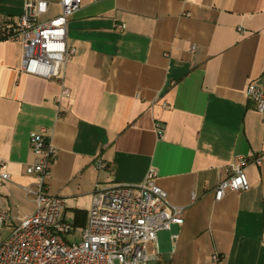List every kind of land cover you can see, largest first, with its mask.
Segmentation results:
<instances>
[{"label": "crops", "instance_id": "0c3cea01", "mask_svg": "<svg viewBox=\"0 0 264 264\" xmlns=\"http://www.w3.org/2000/svg\"><path fill=\"white\" fill-rule=\"evenodd\" d=\"M24 1L0 0V160L10 178L1 230L34 210L22 187L34 182L29 135L44 127L57 150L48 192L65 200L74 241L96 186L137 184L153 167L184 210L158 232L152 264H264V160L245 167L247 190L214 199L237 155L264 154V115L245 94L248 83L264 92V0H81L66 27L75 52L59 105L58 81L21 72V44L3 36ZM46 1L42 21L60 12ZM96 157L109 167L96 169Z\"/></svg>", "mask_w": 264, "mask_h": 264}, {"label": "built area", "instance_id": "2783aa9c", "mask_svg": "<svg viewBox=\"0 0 264 264\" xmlns=\"http://www.w3.org/2000/svg\"><path fill=\"white\" fill-rule=\"evenodd\" d=\"M59 6L57 15L42 21L40 17L48 10L47 1L25 0L18 20L2 24L3 36L21 44L20 71L58 81L57 105L68 94L63 77L68 58L75 52L66 43V27L69 18L80 8L81 0H59ZM113 29L122 31L124 24L115 23ZM245 94L254 109L264 115V92L248 83ZM155 128L160 137L158 122ZM29 146L35 157L25 167V173L34 182L22 188L26 196L32 197L35 207L5 237L0 232V264H152L158 260L157 232L181 224L184 209L169 203L166 192L156 183L153 167L147 169L137 184L96 186L80 237L69 241L66 237L75 227L62 216L65 200L48 192L47 180L57 150L47 129L40 127L31 133ZM263 160L261 153L252 157L237 155L225 169L226 176L214 186V199L220 200L228 191L247 190L245 167L258 166ZM94 166L99 170L109 167L101 157H96ZM5 167L6 163L0 160V185L10 179ZM7 218L0 208V230ZM218 258L212 256L213 260Z\"/></svg>", "mask_w": 264, "mask_h": 264}, {"label": "rangeland", "instance_id": "374dc122", "mask_svg": "<svg viewBox=\"0 0 264 264\" xmlns=\"http://www.w3.org/2000/svg\"><path fill=\"white\" fill-rule=\"evenodd\" d=\"M6 233H7V231H5L3 229L1 230L2 237L6 236ZM157 234H158V232H157ZM77 237H78V233L76 232L74 235L68 236L66 238H68L69 241H74L75 239H77ZM157 237H158V235H156V238Z\"/></svg>", "mask_w": 264, "mask_h": 264}]
</instances>
